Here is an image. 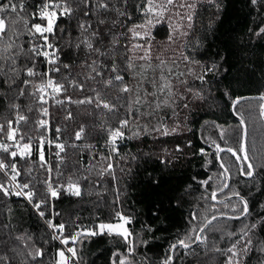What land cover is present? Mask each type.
Here are the masks:
<instances>
[{
    "label": "trees",
    "instance_id": "obj_1",
    "mask_svg": "<svg viewBox=\"0 0 264 264\" xmlns=\"http://www.w3.org/2000/svg\"><path fill=\"white\" fill-rule=\"evenodd\" d=\"M43 1L24 0L26 11L21 15L28 18L29 24L45 23L38 16L32 19ZM12 2L18 4L20 0ZM68 2L73 13L61 17L55 34H49V41L59 49L57 55L61 65L60 73L51 75L63 80L67 90L58 95L49 108L48 140L46 129L38 128L41 106L27 95L14 99L18 93L10 92L0 77V122L14 119L15 112L9 104L18 103L29 117L28 123L19 127L33 137L36 145L27 159L17 157L21 170L19 179L31 180L34 200L45 201L41 210L47 218L52 217L55 224L66 225L62 235H74L78 227L99 231L95 226L101 222L115 223V213L119 211L132 221L128 225L134 245V254L128 256L131 264H162L161 260L170 254V246L191 232L189 219L193 212H197L202 221L222 213L240 215L243 209L240 199L214 203L211 193L222 188L225 182V174L216 158V145L240 149L242 128L231 112L232 101L242 96L264 95V33L260 32L264 28V0H257L256 4L251 0L199 1L192 26L184 34L171 35L168 25L161 22L151 29V41L159 43V55L151 60L137 47L131 48L136 49L133 57L130 49L131 29L136 30L135 26L142 23L141 8L146 7V0H127L126 3L125 0H110V7L116 5L125 12L124 16H118L116 11L97 13L94 8L85 15L80 0ZM2 3L8 0H0ZM0 15L12 17L15 14L9 11ZM99 19L106 23L100 24ZM82 23L91 25L83 34ZM18 28L23 32V24ZM94 31L100 35L92 37ZM9 36L15 44L28 47L27 35L17 38L10 31ZM84 37L92 39L93 46L106 55L90 54L83 44L77 49L76 43ZM172 37L179 40L173 46L169 43ZM36 42L42 44L43 40L37 38ZM93 59L105 65V79L115 63L125 77L124 83L131 89L123 94L116 89L104 90L117 104L115 114L100 116L93 105L75 103L85 95H93L70 85V80L85 82L84 76L91 69L84 65L91 64ZM64 64L70 67L65 69ZM18 66L25 67L23 57ZM205 66L207 71H203L201 80V70ZM48 67L40 57L37 71H47ZM175 70L179 71L173 73ZM25 78L22 74L20 80ZM86 83L93 86L92 81ZM68 97L73 102H69ZM261 103V99H247L237 103L234 110L247 127L246 150L255 168L254 176L245 178L235 158L230 153H222L230 183L216 197L220 199L238 192L248 203V215L240 219L215 220L212 227L217 230L207 233V248L196 244L191 250L178 249L172 253V264H227L230 253L221 254L210 249L214 246L227 249L246 225L253 247L243 257L242 264H264V252L260 251L264 248ZM29 107L34 110L28 112ZM89 112L94 114L89 115ZM123 119L128 120V126L123 130L124 138L118 139L117 151H113L108 143L109 130L118 128ZM81 126L85 132L77 140L75 134ZM176 127L182 129L177 131ZM40 136L45 138L43 166L37 147ZM47 141H52L50 153ZM56 143L65 145L60 157L56 156L59 151ZM2 156L6 154L0 152ZM29 168L32 169L30 176ZM49 168L51 173L47 171ZM0 179H5L2 174ZM205 180H208L206 185L201 183ZM44 181L58 189L57 197L50 200ZM70 182L78 185L79 195L63 192L62 186ZM253 224L256 225L254 229L251 228ZM229 233L235 235L229 236ZM143 241L148 243L145 245ZM74 247L78 253L77 264H113V260L118 264L119 257H114V252L128 255L127 244L115 235L85 236ZM37 248L43 255L33 258L29 253L34 254ZM58 249L60 244L24 200L0 193V264H54Z\"/></svg>",
    "mask_w": 264,
    "mask_h": 264
},
{
    "label": "snow or ice",
    "instance_id": "obj_2",
    "mask_svg": "<svg viewBox=\"0 0 264 264\" xmlns=\"http://www.w3.org/2000/svg\"><path fill=\"white\" fill-rule=\"evenodd\" d=\"M83 3L85 15H89L93 11V8L97 13L101 10L104 11H116L118 16H124L125 12L121 11L116 5H111L110 0H80ZM127 0H125V3ZM213 2V0H209ZM252 4H256L257 0H251ZM173 3V0H167V4L170 5ZM79 7V4L77 5ZM181 7H187L189 9H194L196 7L195 3L181 5ZM161 9V11L156 12V9ZM167 10L166 5H157L154 0H146V7L141 8V11L147 16L151 13H155L157 17L162 18L163 11ZM15 14L12 17L7 15H0V77L3 78V83L7 86L10 92H17V96L14 99H19L22 96H30L33 98L38 105L41 107L38 109L41 116H46L48 114L47 108H44L43 105L47 104L48 100L46 97H51L55 99L56 96L60 95L63 92H66L67 88L63 80L54 78L51 73H60L61 65L59 64V56L57 52L59 49L55 47L53 43L49 41V34L54 35L56 29L59 28L58 20L61 17L70 16L74 9L70 6L68 0H44L40 5L39 12L33 13L32 19L38 15V18L42 22L46 23H31L26 16L21 15L25 12L24 0L20 2L13 3L12 0H8V3L0 4V14H5L8 12ZM189 22L192 20L191 13L187 16ZM157 22L159 20L157 19ZM100 24L106 23L104 19H99ZM115 23V21H113ZM153 19L149 18L146 20L145 25H136L135 27H145L146 25H152ZM23 24V32L18 28V25ZM191 26V25H189ZM91 25L80 24L82 34L89 31ZM12 32L17 38L20 35H27L29 40L27 41L28 47L24 48L15 44L14 41H11L9 32ZM62 31V30H61ZM134 35H139L135 32L134 28L131 29ZM261 33H264V28L260 29ZM100 34L98 31L91 33L92 37H98ZM259 35V33H258ZM37 38L42 39L43 43H37ZM115 43V41H113ZM84 45L89 49L90 54L96 53L98 57L105 56L106 53L100 48H95L93 46L92 39L84 37L82 40H79L76 43V48L79 49L81 45ZM50 50V51H49ZM23 57L25 60V67L21 69L18 66V61ZM43 57L44 61L49 65L47 71H37V64L39 63V58ZM31 66H28V65ZM87 68H90L91 71L84 76L83 83L77 80H70V77H65V79L70 80V85L76 89L78 88L81 92H91L93 95H85L83 99L75 101L77 104H88L93 105L95 110H98L100 116H104L108 113L115 114L117 111V104L109 99L105 94V89H116L118 93H128L131 89L126 83H124L125 77L121 71L117 69L115 63H113L110 71L107 72V78L105 79V65L98 63L97 59H93L91 64L84 65ZM131 66V65H129ZM63 68L67 69L70 67L68 64L62 65ZM211 71V69H209ZM115 73V75H112ZM26 76L27 78L20 80L21 75ZM99 77V79H97ZM39 78V79H37ZM203 80V76L200 77ZM87 81H92L93 86L89 87ZM22 84V86H21ZM31 89V91H29ZM7 99V97H5ZM69 102H73L71 97L67 98ZM117 99H120L118 96ZM264 99V96L261 97ZM139 103V100L136 101ZM238 101L234 102L237 103ZM57 103H62V101H57ZM9 108L15 112L14 119H8L3 122H0V152L6 154V156L0 157V174L3 175L5 179H0V193H3L5 197L17 196L23 197L33 203V197L35 192L33 191V185L31 180L28 182L21 183L18 180V177L21 176V170L18 167L17 157L24 160L32 155L33 149L36 145L33 143V137L26 132H22L19 127L22 123L27 124L29 117L21 110V106L18 103H10ZM34 109L32 107L28 108V112H32ZM93 112H89V115H93ZM261 117L264 118V104L261 105ZM68 118L71 119V113H69ZM47 121L40 119L38 120V128H43L46 125ZM244 121L241 120L243 125ZM103 127V123L101 125ZM128 126V120L123 119L119 121V127L109 130V141L113 147V151H117L115 144L118 139L124 138V129ZM60 129H57L59 132ZM175 131V129H173ZM85 132V128H81L76 132V139L79 140ZM165 134H168L167 131ZM246 135V133H245ZM221 139L224 137L221 135ZM39 140V155L41 166L45 163L44 156V144L45 138L43 136L38 137ZM21 141H26L21 143ZM10 142V143H9ZM49 144L52 141H48ZM225 143L227 141L225 140ZM55 148L59 151L56 152V156L60 157V153L64 151L65 145L56 143ZM217 149V158L220 160V167L224 170L223 174L228 172V167L223 161V158L219 156V153L226 152L230 153L233 157L236 158L238 163L246 165L240 169L242 175L247 177L254 176L255 168L253 163L250 161L245 145L242 143L240 149L234 150L232 147L222 148L219 144L216 145ZM203 151V150H201ZM241 153L243 156H241ZM11 158L10 160L8 158ZM109 167H111L109 165ZM32 169H28L29 176L31 175ZM51 173L52 169H47ZM35 179V177H33ZM211 177L209 178V180ZM48 185V191L53 198L57 197V190L53 189L52 184L49 181H44ZM202 184H208V180L201 181ZM229 185L224 183L223 187L219 191H223L224 188H228ZM75 188V195H79L78 185L69 183L68 191H72ZM236 196H239V193H233ZM217 191L211 193V199L216 200ZM241 203L243 204V209L238 216H229L228 219H239L240 216L248 215V205L247 201L242 197L240 198ZM45 201L35 202L34 207L38 211L41 217H44L45 213L41 210L42 204ZM228 207V205H225ZM264 207V206H262ZM232 211L235 212L236 208L233 207ZM58 215V213H57ZM221 215H224L223 213ZM116 222H101L95 227L99 229H84L81 228L76 232L75 235L64 236L62 235L66 225L64 223L55 224L52 220H48L47 224L53 232H60L61 235H53V239H59L62 245H76L79 243L85 236H96L107 234L109 236L115 235L121 237L127 244V256H121L120 253H113L114 257H119L118 264H131L128 256L134 254V245L131 241L133 233L129 230L128 225L131 224V218L125 216L123 213L117 211L115 213ZM218 217L213 215L210 219L205 217L202 221L200 220L199 214L193 212L189 219V224L192 225L190 233L185 234L183 239L178 238L171 246L169 251L175 252L178 249L191 250L194 244L204 245L207 248L208 242V232L216 231L213 225V221L217 220ZM195 222V223H194ZM256 225L253 224L251 228H255ZM198 229V230H197ZM248 226L246 225L244 229H241V235L239 238L231 244L227 249H222L218 246H214L211 251L219 252L224 254L225 252L230 253L227 259V264H242L243 257L252 250L253 241L248 238ZM194 234V236H193ZM235 235V233H229V236ZM21 239V237H17ZM146 245L148 242L143 241ZM260 251L264 252V248H261ZM66 253L70 255H66ZM187 254V252H186ZM30 256L35 258L36 256H42L43 252L37 248L35 253H29ZM57 255L59 259L55 264H73V261L78 259L77 249L74 246H68L66 249H58ZM235 258V259H234ZM173 257L167 255L162 264H172ZM113 264H117L116 260H113Z\"/></svg>",
    "mask_w": 264,
    "mask_h": 264
},
{
    "label": "rangeland",
    "instance_id": "obj_3",
    "mask_svg": "<svg viewBox=\"0 0 264 264\" xmlns=\"http://www.w3.org/2000/svg\"><path fill=\"white\" fill-rule=\"evenodd\" d=\"M199 1H201V0H173V3L170 4V5H168L167 4V0H154L155 4H157V5H161V6L166 5V9L167 10L163 11L162 18L157 17L155 15V13H151V14H149L147 16L144 14L143 21L139 25H145L146 24V20L149 19V18H152L153 19V23H152V25H146L145 27H137L136 30H135V32L139 33V35H134L133 31L131 32L132 33V39L133 40L131 42L130 49L132 47L133 48L134 47H137L136 49L139 48V50L141 51V53H143L144 55H146V57H147L148 60H151L152 57L155 58L156 56H158L159 55V52H158V46L157 45L159 43L156 44V42H154L153 40L151 41V39H152V37L150 36L152 34L151 29L156 24H158V23L161 22V23H165V24L168 25V27L170 29V34L171 35L176 36V35H182V34H184L192 26V23H193V15H194V11H195V8L196 7L194 9H189L187 7H181V5L195 3V5L197 6V3ZM159 11H161V9H159V8L156 9V12H159ZM190 13L192 15L191 22H189V20L187 19V16ZM157 19L159 20V22H157ZM189 25H191V26H189ZM178 41L179 40L176 37H172L171 38V41L169 43L173 46ZM136 49L135 50H132L131 49V51L133 52V54H132L133 57L136 55ZM162 57H163V59H166V57H164V56H162ZM178 71L179 70H175V71H173V73H176ZM201 71H202V74L200 75V77L203 76V71H204V73L207 71L206 66L205 67H202V70ZM234 110H235V108H234ZM174 128H175V126H174ZM181 129H182L181 127H176V130L177 131L178 130H181ZM51 144L49 145L50 148L52 147ZM37 147H38V151H39V144L37 145ZM223 147H226L227 148V146H223ZM33 151H35V150L33 149ZM222 153H224V152H222ZM221 154H220V157H221ZM129 230H130V228H129ZM66 255H69V254L66 253ZM58 259H59V256L56 253L55 262ZM55 262H54V264H55Z\"/></svg>",
    "mask_w": 264,
    "mask_h": 264
},
{
    "label": "built area",
    "instance_id": "obj_4",
    "mask_svg": "<svg viewBox=\"0 0 264 264\" xmlns=\"http://www.w3.org/2000/svg\"><path fill=\"white\" fill-rule=\"evenodd\" d=\"M44 2V1H43ZM42 2V3H43ZM39 8H40V5L37 7V13L39 12ZM38 16V15H37ZM50 51V50H49ZM43 58V57H42ZM46 99L48 100V102H47V104H44L43 105V107L44 108H47V110H48V114L46 115V116H41V119H43V120H45V121H47V123H46V125L44 126V128L46 129V132H47V134H46V139L48 140V136H49V112H50V110H49V108H50V106H51V104H54L55 103V101L57 100V96L55 97V99H53V98H51V97H46ZM119 143H118V140L116 141V144H115V147L117 148V145H118ZM47 147H48V152H49V143H48V141H47ZM113 147V146H112ZM50 153V152H49ZM40 156V155H39ZM18 180L21 182V183H24V181H21L20 179H19V177H18ZM51 183V182H50ZM68 185H69V183H65L63 186H62V190H63V192L65 193V194H70V195H75L74 193H75V188L70 192V191H68ZM75 185V184H74ZM53 189L54 190H57V192H58V189L57 188H55V187H53ZM47 193H48V197H50V200L52 199V196H51V194L49 193V191L47 190ZM14 196V195H13ZM58 196V195H57ZM14 197H17V196H14ZM35 197V196H34ZM34 197H33V203H29V201L27 200V199H25V198H23V197H17V198H20V199H22V200H24L34 211H35V213H36V215L41 219V221L44 223V225H45V227L48 229V231H49V233H50V235H51V237L53 238V235H57V236H59V235H61V233L60 232H53V230L52 229H50L49 227H48V224H47V221L48 220H52L53 222H54V220H53V218L52 217H49V218H47L46 217V215H44V217H41L40 215H39V213H38V211L35 209V207H34V203L36 202L35 200H34ZM55 223V222H54ZM81 229V227H78L77 229H76V231H75V233H74V235L76 234V232L77 231H79ZM89 229H91V228H89ZM54 240H56V242H58L59 244H60V248L61 249H66V247H68V246H74V245H67V246H65V245H62L61 243H60V240L59 239H54ZM68 254V253H67ZM70 255V254H69ZM163 260L164 259H162L161 260V263L163 262ZM75 264H77V260H75V261H73Z\"/></svg>",
    "mask_w": 264,
    "mask_h": 264
},
{
    "label": "water",
    "instance_id": "obj_5",
    "mask_svg": "<svg viewBox=\"0 0 264 264\" xmlns=\"http://www.w3.org/2000/svg\"><path fill=\"white\" fill-rule=\"evenodd\" d=\"M262 96H264V95H248V96H242V97H238V98H235L233 101H232V103H231V107H230V109H231V112L233 113V115L239 120V123H240V125H241V128H242V131H241V141H240V146H241V144L243 143L244 145H245V148H246V136H247V127H246V124H245V122L243 123V125L241 124V118L239 117V116H237L236 114H235V112H234V108H235V106H236V104L237 103H239V102H241V101H244V100H247V99H261V97ZM262 100V103H261V105L262 104H264V99H261ZM236 101H238L237 103H235L234 104V102H236ZM261 105H260V113H261ZM262 118V117H261ZM262 120L264 121V118H262ZM245 133H246V135H245ZM222 148H226V147H222ZM235 150V149H234ZM222 153V152H221ZM221 153H219V156H220V154ZM241 156H243V154L241 153ZM216 158H217V153H216ZM235 158V157H234ZM235 160H236V158H235ZM217 161H218V163H219V165H220V160L217 158ZM237 161V160H236ZM238 163V162H237ZM238 165H239V170L243 167V164L242 163H238ZM223 172H224V170H223ZM241 173V172H240ZM245 178H249V177H247V176H245V175H243ZM229 182H230V174L227 172L226 174H225V183H227L228 185H229ZM226 188H224L223 189V191L225 190ZM223 191H217V195L218 194H220L221 192H223ZM242 196H236V195H228V196H226V197H223V198H221V199H217L216 198V200L215 201H213L212 199V201L214 202V203H221V202H225V201H227V200H229V199H231V198H237V199H240ZM243 198V197H242ZM244 199V198H243ZM245 200V199H244ZM247 205H248V203H247ZM248 210H249V207H248ZM217 217H218V219H220V218H227V217H229V216H238V215H221V214H219V215H216ZM212 217V216H211ZM210 217V218H211ZM243 217H245V216H240V218H243ZM209 218V219H210ZM239 218V219H240ZM214 222V221H213ZM194 245H196V244H194ZM193 245V246H194ZM172 253L173 252H170V254L169 255H171L172 256Z\"/></svg>",
    "mask_w": 264,
    "mask_h": 264
},
{
    "label": "flooded vegetation",
    "instance_id": "obj_6",
    "mask_svg": "<svg viewBox=\"0 0 264 264\" xmlns=\"http://www.w3.org/2000/svg\"><path fill=\"white\" fill-rule=\"evenodd\" d=\"M244 165H245V164H243V167H244ZM245 166H246V165H245ZM239 171H240V170H239ZM241 175H242V174H241ZM224 183H225V182H224ZM229 183H230V182H229ZM221 193H222V192H221ZM218 195H219V194H218ZM218 195H217V196H218ZM232 195H233V194H232ZM226 196H227V195H226ZM226 196H225V197H226ZM223 197H224V196H222V198H223ZM220 199H221V198H220Z\"/></svg>",
    "mask_w": 264,
    "mask_h": 264
}]
</instances>
